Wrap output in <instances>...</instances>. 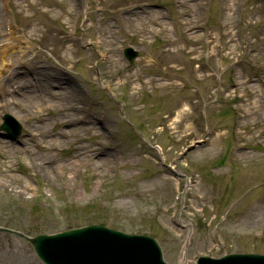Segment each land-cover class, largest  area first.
Listing matches in <instances>:
<instances>
[{
    "label": "rangeland",
    "instance_id": "rangeland-1",
    "mask_svg": "<svg viewBox=\"0 0 264 264\" xmlns=\"http://www.w3.org/2000/svg\"><path fill=\"white\" fill-rule=\"evenodd\" d=\"M7 1L0 50L9 55L0 59L11 65L0 83L10 94L0 91V105L7 102L0 123L10 113L23 128L14 139L0 131V223L29 235L93 220L149 233L168 264L264 253V86L257 79L264 77V2ZM7 17L31 44L23 57L24 46L5 35ZM206 40L211 55L199 60ZM128 45L139 52L133 65L123 56ZM229 70L241 86H231ZM153 82L173 85L154 89ZM114 98L141 131L122 120ZM86 151H94L91 158H82ZM174 192L181 201L171 219ZM0 264L43 263L25 239L0 233Z\"/></svg>",
    "mask_w": 264,
    "mask_h": 264
},
{
    "label": "water",
    "instance_id": "water-1",
    "mask_svg": "<svg viewBox=\"0 0 264 264\" xmlns=\"http://www.w3.org/2000/svg\"><path fill=\"white\" fill-rule=\"evenodd\" d=\"M37 254L49 264H166L156 241L144 236L89 226L77 231L28 238ZM264 264L262 257L200 259V264Z\"/></svg>",
    "mask_w": 264,
    "mask_h": 264
},
{
    "label": "bare ground",
    "instance_id": "bare-ground-1",
    "mask_svg": "<svg viewBox=\"0 0 264 264\" xmlns=\"http://www.w3.org/2000/svg\"><path fill=\"white\" fill-rule=\"evenodd\" d=\"M10 48V47H9ZM4 55H9L8 54V51H6V47H5V49H1L0 50V57H2V56H4ZM2 62V61H1ZM9 64L11 65V60H10V62H9ZM9 69V65L8 66H6L5 67V71L6 70H8ZM0 74H1V72H0ZM17 74H18V72H17ZM4 85H5V83H3V84H1L0 85V90H2V93H5L4 95H8L7 94V90L4 88ZM22 84H21V82H20V84H19V87L20 88H22ZM15 89H17V88H15V87H13V85H12V87H11V90L12 91H15ZM78 91V89H77V87H75V89H74V94L76 93ZM33 93H34V90H32L30 87L29 88H27L26 89V93H25V99H27V101L28 100H31V97L33 96ZM28 103V102H27ZM87 153H90V154H87V158H91L92 157V153L91 152H94V151H86ZM80 153H82V152H80ZM98 152H96L95 151V155L97 154Z\"/></svg>",
    "mask_w": 264,
    "mask_h": 264
}]
</instances>
